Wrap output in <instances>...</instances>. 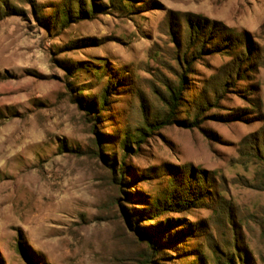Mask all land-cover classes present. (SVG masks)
I'll list each match as a JSON object with an SVG mask.
<instances>
[{"label": "rangeland", "instance_id": "374dc122", "mask_svg": "<svg viewBox=\"0 0 264 264\" xmlns=\"http://www.w3.org/2000/svg\"><path fill=\"white\" fill-rule=\"evenodd\" d=\"M81 1L95 11L61 26L52 16L67 0H0L8 8L0 13V264H217L212 247L223 243L241 252L236 264H264V164L247 149L264 145V0ZM194 18L233 30L254 50V69L243 66L246 79H238L231 72L243 60L204 52L177 119L226 79L217 105L199 127L167 125L127 151L121 130L130 108L155 111L153 85L176 80L168 66L176 41H185L184 19ZM111 81L105 107H85L98 105ZM123 159L130 171L121 178ZM191 171V187L209 195L138 218L181 236L149 258L153 238L141 239L129 216Z\"/></svg>", "mask_w": 264, "mask_h": 264}, {"label": "trees", "instance_id": "16d2710c", "mask_svg": "<svg viewBox=\"0 0 264 264\" xmlns=\"http://www.w3.org/2000/svg\"><path fill=\"white\" fill-rule=\"evenodd\" d=\"M67 1L68 2H62V4L57 7L52 16V19L55 21V23L60 24L61 26H65V24H67V20L77 19L76 15H79L80 17L87 16L95 11L94 4L91 1L88 3V7L85 9L83 8L85 4L81 0H75L78 4V11H73L71 9L72 0ZM110 3L117 8H126L123 0H110ZM5 10L8 11V8L6 7L4 10H1L0 8V13H4ZM41 19H44L43 16H41ZM184 21L186 32L183 33V38H185V41H183L184 43L180 42L179 40L176 41L177 46L172 56V60L174 61L175 65L168 66L171 71H174L176 80H167L164 82V80L158 78L162 83L161 88L159 89L153 85V93L156 92L157 94L153 95V98L157 104L155 105V111L152 114H147V106L145 103H142L141 107L139 106V108L134 109V106L130 108V120L121 130L123 135L121 144L127 151L133 150L130 142H133L136 145V148L139 149L148 134L158 131L164 126L174 124L182 128L190 129L193 127H199L211 105H217L219 101V95L224 94V90L226 89L225 87L229 83L226 81V79L224 82L219 83L215 90L211 91L212 94H210V96L209 94H202L199 97H195L192 102V107L187 110L186 118L182 120L177 119V112L181 106L183 93L185 86L187 85L186 77L190 73L195 59H198L197 57L201 58V55L204 52L221 51L224 54L229 55V57H232V59L235 61L243 60L240 65H235L231 72V75L235 74L236 78L238 79H246L243 66H249L254 69L252 66L254 63H252V60L255 61L253 57L254 50H252L248 44L242 42V40L239 39V36L233 30L221 25L219 26V24L210 22L207 19L194 18L184 19ZM173 33H176L174 29ZM208 45L211 46L213 50H207L206 47ZM231 75L228 76L230 79ZM126 83L133 84V82L130 80L126 81ZM231 85L233 87V84ZM114 87L115 85L112 81L108 82V85L102 89L98 97L99 104H93V102L91 103L90 100V103L85 102L87 103L85 104V107H94L95 112L99 106H101L99 109H103L108 102V94L111 93V90H114ZM247 149L249 150L248 155L252 159L260 161L262 164H264V145L256 144V146L253 147L251 146L250 142ZM125 157L126 156H124V159ZM124 159L121 161V167L117 168V171H120L119 174L121 178H123L124 175L128 174L130 171V168L125 166L123 162ZM110 165L112 168H114V161H112ZM138 177L141 178V175ZM173 178L176 179L171 181L166 180V185L162 189V195L158 196V194L152 195L149 193L152 196L151 202H148L149 209L145 211H139L136 215L129 216L135 225V228L130 226L131 229H135L141 239H143V233L150 236L148 238L149 240H152L153 238V242L149 244L152 254L147 252V256L149 258L153 256L154 253H159L162 247L169 246V244L174 243L176 240L181 238V236L175 232H169V228H160V226H162L160 221H156L155 226L148 225L141 227L139 224H137L138 218L141 216V214L146 213L156 217L162 213L160 212L161 209L170 207L169 202L171 206L183 209L187 205L196 204L197 201L200 198H204L205 195H209L208 189L206 187H202L201 185H197L196 188L191 187V180L195 179V174L193 171L188 172L187 175H185L184 172H178V176ZM185 179L187 182H184ZM181 186H184L185 188L180 190ZM211 187L212 186L209 185V188ZM166 221V225H169L168 222L170 221ZM192 228L201 230L199 224ZM189 230L190 229L187 228L183 232H188ZM233 245L234 244L229 245L227 243H223L220 248L212 247V251L215 254L214 258L217 264H236L235 252L236 250L238 251V249ZM221 249L224 251L223 253L220 252ZM240 253L241 252L238 251V257H240ZM242 253L244 255V257L242 256V260L246 262L245 250H243ZM190 263L203 264L201 258H198L196 261Z\"/></svg>", "mask_w": 264, "mask_h": 264}]
</instances>
